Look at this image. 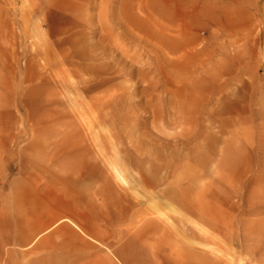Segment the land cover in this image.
I'll use <instances>...</instances> for the list:
<instances>
[{"label":"rangeland","instance_id":"rangeland-1","mask_svg":"<svg viewBox=\"0 0 264 264\" xmlns=\"http://www.w3.org/2000/svg\"><path fill=\"white\" fill-rule=\"evenodd\" d=\"M0 17V47L38 72L2 89L0 264H264V0H0ZM66 199L87 232L8 239Z\"/></svg>","mask_w":264,"mask_h":264},{"label":"crops","instance_id":"crops-1","mask_svg":"<svg viewBox=\"0 0 264 264\" xmlns=\"http://www.w3.org/2000/svg\"><path fill=\"white\" fill-rule=\"evenodd\" d=\"M1 20L2 17H0V21ZM2 35L3 32H1V37H3ZM6 52L7 51H5V48L1 46L0 103H2L1 96L3 88L13 90L17 89L18 95L24 97L25 92L19 91L20 88L26 86L28 83L36 84L38 81V77L36 75L38 72L33 67V65L28 64L26 68L20 70L17 64H13L9 60V57L5 54ZM19 73H21V75H19ZM32 87H35V85ZM10 95L13 98L15 96L14 93H11ZM11 103H13V101H11ZM0 151L5 150L1 149ZM44 196V199L46 200V194ZM49 201H51L50 198ZM73 205L76 206V209L73 208ZM66 211H72V215L65 214ZM82 217V210L77 207V204H73V202L70 203L68 199L60 203L59 209L54 212L52 210L51 202L45 203L42 212H32V214L29 213L27 218L24 217L22 220H20V217H15L14 220H12V222L9 224L8 233H10V236L8 239H11L16 244L21 243L22 246L30 248L38 240V238L44 234H47L63 222H69L79 232H87V230L80 225Z\"/></svg>","mask_w":264,"mask_h":264},{"label":"bare ground","instance_id":"bare-ground-1","mask_svg":"<svg viewBox=\"0 0 264 264\" xmlns=\"http://www.w3.org/2000/svg\"><path fill=\"white\" fill-rule=\"evenodd\" d=\"M114 170H115V169H114ZM118 170H119V169H118ZM116 174H117V172H115V175H116ZM117 176H118V175H117ZM117 176H116V177H117ZM122 176H123V175H121V177H120V175H119L118 177H119L120 181H121L122 184H123V183H125V182H127V181H126V180L124 181V179L122 178Z\"/></svg>","mask_w":264,"mask_h":264}]
</instances>
